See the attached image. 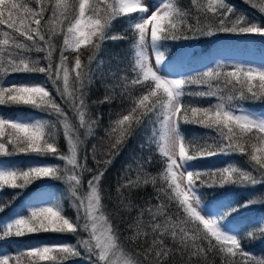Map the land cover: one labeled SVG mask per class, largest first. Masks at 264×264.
<instances>
[{
	"label": "snow or ice",
	"instance_id": "snow-or-ice-1",
	"mask_svg": "<svg viewBox=\"0 0 264 264\" xmlns=\"http://www.w3.org/2000/svg\"><path fill=\"white\" fill-rule=\"evenodd\" d=\"M248 2L264 13V0ZM117 18L131 21L126 31L133 33L134 61L126 68L110 70L112 83L104 102L119 98L122 108L106 129L107 151L98 158L93 146L94 169L88 164V153L81 154L82 137L92 135L100 120L89 117L86 100L96 72L94 61L103 63L97 60L102 45L109 39L126 38L110 35ZM64 22L66 32H57ZM0 25L7 29L0 33V105H30L56 116V122L34 123L0 117V157L29 154L65 162L63 167L33 165L27 170L0 166V188L23 190L40 179L62 180L76 211L75 218L67 217L59 201L51 206H30L29 216L11 218L0 228V239L41 232L89 234L76 245L35 247L16 257L15 264H20L21 257H27L29 264H65L80 257V247L92 264H210L213 253L220 257L219 264H264V258H256L242 247L243 240L255 239L257 231L238 238L224 227L232 213L259 201L250 198L228 212L212 215L204 212L198 194L204 187L264 184V114L254 115L237 103L264 102V67L217 63L180 78H170L160 70L166 56L162 45L168 41L218 33L264 36V23L236 14L225 0H190L186 9L179 7L177 0H159L153 5L143 0H0ZM60 35L63 45L57 48ZM82 45L94 49L86 63ZM148 48L155 54L154 64L149 61ZM33 53L42 55L34 58ZM10 73L43 74L56 95L44 84L8 83L5 77ZM189 85H206L207 90L188 91ZM186 96L215 98L216 102L204 107L186 101ZM69 112L74 125L68 123ZM60 124L67 153L56 144ZM182 124L202 126L217 136L211 143L198 137L189 139ZM149 128L148 148L150 152L158 150L163 170L157 176L148 172L152 155L135 159V167L128 165L117 182L115 196L106 194L102 188L105 170L129 137ZM236 153L248 157L255 175L231 164L214 171L192 169L194 160ZM86 174L90 179L85 189ZM148 184L155 189L156 202L133 204L130 197L134 190ZM106 196L115 200V212L110 216L105 215L102 203ZM121 208L129 215H120ZM122 224L129 233L126 236H122ZM258 230L264 236V227ZM125 241L135 250L126 254ZM0 264H13V258L0 257Z\"/></svg>",
	"mask_w": 264,
	"mask_h": 264
},
{
	"label": "trees",
	"instance_id": "trees-1",
	"mask_svg": "<svg viewBox=\"0 0 264 264\" xmlns=\"http://www.w3.org/2000/svg\"><path fill=\"white\" fill-rule=\"evenodd\" d=\"M23 2V0H20ZM227 4L233 7L234 12L238 15L246 16L250 21L264 23V13H261L258 8H254L248 2V0H225ZM178 6L181 8H188L190 6V0H177ZM88 16L89 13L86 12ZM137 15V14H129ZM235 18V17H233ZM131 21L127 18H117L113 20L110 35H124L125 39L117 40H106L102 45V50L97 54V60L102 61V64H98L94 61L93 67L96 69L93 82L88 87L87 94V104H88V115L91 119L95 120L99 118V126L95 127L94 133L92 135L82 137L85 139V144L81 148V154L83 152L88 153V164L92 168H96V164L92 160V149L93 146L96 148L97 157L100 158V154L107 151L108 138L106 136V129L108 128L110 122L117 118V113L121 111L122 105L119 98L113 100L111 103L104 102L105 95L110 91L109 85L112 83L110 76V70H115L118 68H126L130 65V62L134 61V50L132 49L133 44V33L128 29L129 23ZM67 22L57 26V32H60L63 29L66 32ZM7 30L6 26L0 25V33ZM10 31V30H8ZM250 43L251 45L264 46V36L259 34H231V33H218L212 37H198L195 39L189 40H180V41H168L162 45V50L165 52V61L172 64L174 61L181 60L188 52H191L187 58H184L180 61L179 67L182 70V75L191 76L195 75L198 72V69L201 68L198 61L203 57V55L214 45L220 42H225L230 46L239 45L240 43ZM57 48L63 45V36L60 35L56 39ZM82 61L87 62V57L92 55L94 49L90 45L81 46ZM42 54L33 53V57H38ZM58 56V53H57ZM205 71V70H204ZM5 80L8 83L15 82L17 84L21 83H36L44 84L47 86V89L53 96H55V90L53 89L51 82L47 81L46 77L43 74L32 73V74H23V73H10L9 76L5 77ZM215 81L213 85L215 86ZM258 83V81L256 82ZM188 91H197V90H207L206 85H189L187 88ZM58 103H61L60 98L56 96ZM185 100L191 102L195 105L207 107L210 103H215V98H193L186 96ZM239 105L248 104L254 107H263L264 102H252V101H239ZM63 106V105H62ZM124 107H127L125 104ZM22 111V112H34L36 114L44 116L47 121L56 122V116L49 112L41 111L38 108H33L30 105H0V114L7 116L11 111ZM67 110V109H66ZM70 125H74L76 121L72 118L71 112L68 113ZM199 129L204 130L209 133V143L212 142V138L217 136V133L213 130L204 128L195 124H182V131H184L187 138L191 139L188 135V131ZM83 131V130H82ZM64 129L63 125H58V130L56 132V144L59 149L67 153V142L66 138L63 135ZM142 130H138L133 136L129 137L127 143L124 145L122 151L117 155L112 164L108 166L105 170V175L102 180V188L106 194H110L112 197L115 196V189L117 187V182L121 181L125 169L128 165L132 164L135 167L133 161L139 158H145L149 155L153 156V162L147 166L148 172L153 176H157L163 170L162 157L159 155L157 149L149 151L148 145L145 141L141 140ZM143 145V147H141ZM227 156H236L243 161H248V157L239 153L231 155H216L209 158H200L197 160H209L214 158H222ZM43 159L49 160L53 157L51 156H36L29 154H18L12 157H0V163L11 166L14 168H23L27 165V162L31 159ZM196 161V160H194ZM192 161L191 164L194 162ZM87 179H90V174H86L84 180L85 189L87 185ZM64 182V181H63ZM48 182L43 180L34 181L32 184L28 185L25 189H13L8 186L0 188V206L3 207V211H0V228H2V222L13 215L21 214L27 215L28 211L24 207V202L26 199L31 197L34 193L40 192L41 190L47 187ZM55 184V183H54ZM65 184V182H64ZM51 185V183H50ZM66 185V184H65ZM244 187L241 185H226L224 187H212V188H201L198 194L202 190H207L209 195H212L211 202L215 200H220L223 197L229 198V201L234 204H241L245 201ZM19 194V195H17ZM86 195V190L83 192ZM200 195V194H199ZM155 189L151 184L142 185L140 188L135 189L132 193L130 199L133 204L144 206L147 201L151 200L155 203ZM105 215H112L115 212V200L108 199L107 196L102 201ZM263 205V204H261ZM135 214V209L133 213ZM66 215L72 216V210L66 209ZM120 215L127 216L129 213L127 209L121 208ZM103 223V221H99ZM126 228L125 224L121 225L122 236H126L129 233L124 231ZM202 229V226H201ZM88 233L81 231L79 235H74L71 233H29L20 237H10L0 239V257L10 256L13 258V264H15V258L20 256L21 253H26L35 245L41 242L51 243L58 239H65L69 244L76 245L78 240L87 239ZM245 237V235H240V238ZM124 247L126 254L134 251L135 246L130 242L125 241ZM242 247L245 251L250 253L256 258H264V236L259 234L257 231V236L255 239L249 240L244 239ZM81 255L80 257H74L65 262V264H92V261L88 257V253L80 247ZM220 257L213 253L209 256L210 264H219ZM20 264H29L27 257H21ZM39 264H48V262H39ZM122 264V262H120ZM179 264V261H177Z\"/></svg>",
	"mask_w": 264,
	"mask_h": 264
},
{
	"label": "rangeland",
	"instance_id": "rangeland-1",
	"mask_svg": "<svg viewBox=\"0 0 264 264\" xmlns=\"http://www.w3.org/2000/svg\"><path fill=\"white\" fill-rule=\"evenodd\" d=\"M143 2L148 5H153L157 4L159 0H143ZM85 18H87L86 14ZM150 27L151 26H149V28ZM85 30L87 31V29ZM236 42L240 44L230 46L225 42H220L212 46L198 61L199 65H201V68L198 69V71H204L210 67H215L217 63H225L229 65L242 64L245 66L264 67V46H256L251 45L250 43H242L239 41ZM190 53L191 52H188L185 56L182 57L181 60L187 58ZM147 55L149 57V61L154 64L155 54L151 50V48L147 49ZM181 60L179 59L177 61H174L170 65L167 61H165L161 66V72L163 74L168 75L170 78L183 77L184 75H182V70L179 67ZM239 106L254 115L264 114V106L259 108L248 104H241ZM0 117H12L15 120L29 123H34L37 120H47L44 116L36 114L34 112H22L20 110L11 111L7 116H3L2 114H0ZM150 134V128L147 131L142 130L141 140H144L147 145ZM188 135H190L191 138L198 137L207 141H209L210 138L208 132L199 129L188 131ZM64 164V161L55 158L49 160L37 158L34 160H29L27 162V165L20 169L27 170L29 166L33 165H60L61 167H63ZM230 164L240 168L241 170L252 171L254 175L256 174L248 161H243L236 156H227L209 160H196L192 163V169L199 170L201 172L205 170L214 171ZM0 166L9 167L2 163H0ZM40 180L47 181V187L41 190L40 192L34 193L31 197L25 200L24 207L28 211V214L25 216L30 215V206H51L52 204H55L57 201H59L61 207L63 208V214L66 215V209H69L72 210V216H66L75 218L76 211L73 207L72 199L68 193L67 185H65L62 180H56L51 178H44ZM243 192L245 195V201L251 198L259 202L251 207L241 208L238 212L232 213L228 220L225 222L224 227L227 228L230 233L237 234L238 238H240V235L242 234L246 236L249 231H259V227H264V184L246 186L244 187ZM199 194L201 196V205L203 206L204 212L208 214L218 215L221 212H228L231 208L237 206V204L230 202L229 198L227 197H223L220 200H215L211 202L210 200L213 196L209 195L207 190H202ZM18 216L24 215L16 214L9 218H6L2 222V226H4L6 222H8L11 218H16ZM66 243L69 244V242L65 239H58L51 243H38L33 248L43 246L51 247Z\"/></svg>",
	"mask_w": 264,
	"mask_h": 264
}]
</instances>
